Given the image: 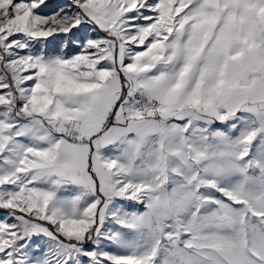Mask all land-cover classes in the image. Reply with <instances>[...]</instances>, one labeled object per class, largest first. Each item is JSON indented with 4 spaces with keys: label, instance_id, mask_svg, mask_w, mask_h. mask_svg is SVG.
I'll return each mask as SVG.
<instances>
[{
    "label": "snow or ice",
    "instance_id": "1",
    "mask_svg": "<svg viewBox=\"0 0 264 264\" xmlns=\"http://www.w3.org/2000/svg\"><path fill=\"white\" fill-rule=\"evenodd\" d=\"M0 264H264V0H0Z\"/></svg>",
    "mask_w": 264,
    "mask_h": 264
}]
</instances>
